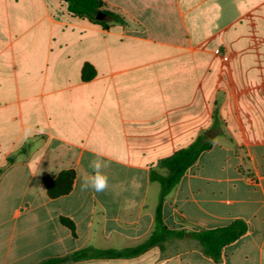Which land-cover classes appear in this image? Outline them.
<instances>
[{
    "label": "crops",
    "instance_id": "crops-1",
    "mask_svg": "<svg viewBox=\"0 0 264 264\" xmlns=\"http://www.w3.org/2000/svg\"><path fill=\"white\" fill-rule=\"evenodd\" d=\"M101 1L125 24L105 30L61 0H0V264L143 243L160 192L150 172L165 176L159 162L216 121L163 215L188 232L245 221L221 260L172 240L75 264H264V0ZM94 153L109 162L104 193L80 190ZM66 173L71 191L50 198ZM66 238L82 244L61 251Z\"/></svg>",
    "mask_w": 264,
    "mask_h": 264
},
{
    "label": "trees",
    "instance_id": "trees-1",
    "mask_svg": "<svg viewBox=\"0 0 264 264\" xmlns=\"http://www.w3.org/2000/svg\"><path fill=\"white\" fill-rule=\"evenodd\" d=\"M67 4L68 11L74 16L85 18L93 24L108 30L113 24H125L123 18L110 11L101 0H61ZM217 121L213 127L200 136L189 147L181 149L172 156L159 162V167L167 174L161 175L155 170L150 172V181L160 186L158 204L155 211V226L151 235L141 244L125 249H96L86 247L71 254L44 260L38 264H75L90 260H126L144 255L154 248H163L172 240H193L202 248L204 255L215 263L221 260L223 249L240 240L248 231V225L243 220H235L228 226L213 230L188 232L173 230L164 222L163 208L167 197L178 186L185 173L196 164L202 153L212 149L214 139L220 135ZM74 173L61 175L58 180L48 186V196L57 198L71 191ZM68 181V185L65 182ZM61 223L67 227L72 236L76 237V225L68 218H61Z\"/></svg>",
    "mask_w": 264,
    "mask_h": 264
},
{
    "label": "clouds",
    "instance_id": "clouds-1",
    "mask_svg": "<svg viewBox=\"0 0 264 264\" xmlns=\"http://www.w3.org/2000/svg\"><path fill=\"white\" fill-rule=\"evenodd\" d=\"M109 167V162L101 158L99 153H94L93 158L88 163L90 171L82 179L80 190L94 191L95 193H104L109 188V176L104 169Z\"/></svg>",
    "mask_w": 264,
    "mask_h": 264
},
{
    "label": "rangeland",
    "instance_id": "rangeland-1",
    "mask_svg": "<svg viewBox=\"0 0 264 264\" xmlns=\"http://www.w3.org/2000/svg\"><path fill=\"white\" fill-rule=\"evenodd\" d=\"M158 186V185H157ZM159 188V186H158ZM82 244V240H73V239H70V238H66V245L63 246V247H60V250L61 251H73L75 250L77 247H80Z\"/></svg>",
    "mask_w": 264,
    "mask_h": 264
}]
</instances>
